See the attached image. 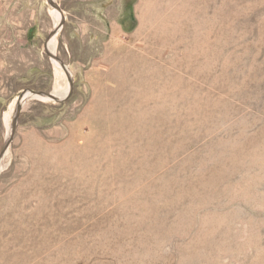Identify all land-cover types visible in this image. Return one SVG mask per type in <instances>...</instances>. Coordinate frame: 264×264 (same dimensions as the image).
<instances>
[{"label":"rangeland","instance_id":"1","mask_svg":"<svg viewBox=\"0 0 264 264\" xmlns=\"http://www.w3.org/2000/svg\"><path fill=\"white\" fill-rule=\"evenodd\" d=\"M0 264H264V0H0Z\"/></svg>","mask_w":264,"mask_h":264},{"label":"bare ground","instance_id":"2","mask_svg":"<svg viewBox=\"0 0 264 264\" xmlns=\"http://www.w3.org/2000/svg\"><path fill=\"white\" fill-rule=\"evenodd\" d=\"M58 25H59V18H57V24H56V26H55V29L57 30L59 27H58ZM56 44H57V41H56V34L51 38V40H50V42H49V48H50V51H54L55 50V48H56ZM59 64L61 65V63L59 62ZM58 63H55V66H56V68L58 69V70H61V71H63L62 70V66H60ZM62 67V68H61ZM158 69V68H157ZM133 85V84H132ZM67 93V91H65L64 93H62L61 95H60V97H63V96H65V94ZM26 98H34V99H38V98H36L34 95H32L30 92H28V93H24V95H23V99L22 100H20L19 102H23ZM42 100V99H41ZM43 100H45L44 98H43ZM148 109V108H147ZM150 112V111H149ZM158 119V118H157ZM182 119V118H181ZM40 255V254H39ZM41 257V256H40Z\"/></svg>","mask_w":264,"mask_h":264},{"label":"water","instance_id":"3","mask_svg":"<svg viewBox=\"0 0 264 264\" xmlns=\"http://www.w3.org/2000/svg\"><path fill=\"white\" fill-rule=\"evenodd\" d=\"M50 56H52L53 58L55 57L53 54H50ZM59 62H60V60L59 59H57ZM61 66L63 67V70L65 71V72H67V68L65 67V65L64 64H62L61 63ZM25 93V92H24ZM24 93L19 97V101L20 100H22L23 99V95H24ZM32 95H34L36 98H38V99H36V100H41L42 99V101H43V98L46 100V101H57L58 99L55 97V95L53 94V93H51V92H49V93H43V92H30ZM66 97V96H65ZM64 97V98H65ZM63 98V99H64ZM61 100V99H60ZM59 100V101H60ZM13 128H14V122H13ZM12 131H13V129H12Z\"/></svg>","mask_w":264,"mask_h":264}]
</instances>
